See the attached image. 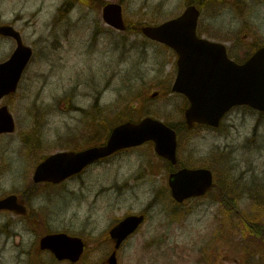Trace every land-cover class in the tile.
I'll use <instances>...</instances> for the list:
<instances>
[{"label": "rangeland", "instance_id": "374dc122", "mask_svg": "<svg viewBox=\"0 0 264 264\" xmlns=\"http://www.w3.org/2000/svg\"><path fill=\"white\" fill-rule=\"evenodd\" d=\"M224 1L227 3L228 0ZM258 2L250 12V20L256 24V34L258 35L260 31L264 35V0ZM56 3L57 0H0V15L5 20L18 13L26 15L25 18L28 19L33 10L37 8L43 10L38 15V23L35 24V20L31 25H25L24 22L18 24L19 28L25 26L23 31L25 40L27 44L33 45L37 53L34 54L33 63L25 72L19 102L27 107H33L38 95V107L46 120V126L41 131H44L47 140H40L38 156L44 157L56 151L60 148L57 141L67 139L69 135L63 124L64 117L69 122L70 134L80 130L88 134L82 124L83 115L71 112L63 116L54 109L55 102L65 98L73 100L75 106L91 110L97 104L99 96V106L111 105L112 118L121 112L122 116H133L136 120L149 114L148 112H153L154 117L162 120L167 118L169 120L167 122L176 127L177 120L180 119L179 111L185 101L181 94H169V84L173 83L177 74V56L158 43L151 46V41L140 36L141 30L134 23L153 20L160 23L178 16L186 7V0H131L124 5L127 33L115 31L100 20L102 28H106L100 45L97 43L92 45L89 28L76 29L70 38L72 44L60 55L48 44L53 35L48 34L45 27L52 19ZM225 5L216 10L206 7L208 5L202 7L198 34L225 42L231 51L233 46L234 56L243 60L247 55L246 51L253 48L258 40L245 23L243 16L235 11L232 14L233 9L229 7V3ZM22 6H25L27 11ZM95 18L100 19L98 15H93L88 21ZM133 27L136 31L132 30ZM86 31L87 34H82ZM107 34H112L115 39L114 45L111 46L114 49L113 55L104 54L103 51ZM41 37H45L44 41L40 40ZM125 39L141 43L148 53L140 51L131 59H121L123 50L116 49V45L122 44ZM90 44L97 48L89 54ZM13 47L14 44L11 42L0 40V61L13 51ZM123 48L125 49V46ZM146 80L148 86L145 88L142 82ZM98 84L101 87L100 93L97 91ZM139 84L140 90L137 92H142L136 94V99L120 103L119 96L126 95L128 89H131L129 93L132 92L133 88L130 86ZM159 90L160 96H151L153 92ZM29 111H32L33 115L36 113L34 108H29ZM171 112L175 118L171 116ZM33 119V116L28 118L25 125L27 129L23 130L34 129ZM88 139L90 143L91 139L87 136V142ZM180 139L178 157L183 162H185L183 155L196 160L214 158V164L220 167L218 170L220 179L232 180L229 187L238 196L237 212L224 209L210 197L191 199L184 205H170L166 189L163 200L161 191L163 193L164 187L168 188L165 183L167 165L156 157L153 146L146 144L133 150L121 151L105 161L92 165L67 182L66 186L73 192V207L66 210V205L61 200L63 209L60 215H55L60 219L55 228L69 229L89 237L90 240L101 238L103 241V235L114 225L117 218H123L128 212L139 213L147 209L146 223L119 252L120 264H196L200 244L202 264H210L214 255L216 264H264V242L256 238L250 228L243 225L240 217V214L245 212L252 219L250 225L264 224V201L260 206H255L257 196L264 198V114L239 106L226 115L218 129L199 126L193 131H182ZM72 140L74 144L82 142L79 135ZM47 142L50 146L48 150ZM7 143L2 149L10 148L20 152V137L7 140ZM42 150L45 151L41 152ZM224 155L228 161L226 167L221 166L225 161ZM148 158L153 165L152 169L147 163ZM8 161L12 165L16 163L11 158H8ZM17 168L20 171L26 169L25 161L20 159ZM15 172L16 167L5 176L3 173L0 177V186L10 187V190L13 187L21 189L23 181L32 174V171L31 173L24 171L22 173L27 174L24 178ZM145 172H149L150 177L141 181ZM139 176L141 180H138ZM53 189H56V192L52 197L62 196L61 191ZM43 196L47 195L43 193ZM38 199L39 202H48L44 197ZM176 211L186 215V219L175 223L173 213ZM217 216L220 219H217ZM241 232L244 236H241ZM214 234L217 235L219 242L212 244ZM231 238H235V245L240 244L239 239L249 244L245 262L240 260L241 250L239 257L235 253L228 261L221 258L223 253L220 250V239ZM25 239L29 240L27 243L30 246L34 243L35 236L27 235ZM106 243L110 248L108 239ZM104 255L105 251L101 250L94 258L99 260ZM7 260L12 264L10 254Z\"/></svg>", "mask_w": 264, "mask_h": 264}, {"label": "flooded vegetation", "instance_id": "af4514ba", "mask_svg": "<svg viewBox=\"0 0 264 264\" xmlns=\"http://www.w3.org/2000/svg\"><path fill=\"white\" fill-rule=\"evenodd\" d=\"M230 2L233 6V0H230ZM105 5L106 0H57V3L54 6V10L52 12V19L45 26L48 34L53 35L51 42L48 43L51 45V49L58 52L60 55L62 52L67 50L68 45L72 44L70 38L71 36H73L74 31L81 28H89L92 36V45L94 43L100 45L106 33V28H102L99 23L100 20H103L102 10ZM22 7L25 8V6ZM251 11L252 10H248L245 15L246 21H248V19L250 18L249 16ZM40 13L41 10H38L37 8L30 12V16L28 19H26V15L22 13L15 14L12 18H9L7 20H5L2 15H0V26L10 25L14 27L20 32L23 42L27 43L23 33L25 26L19 28L18 24L24 22L25 25H31L34 24L35 20L36 24L38 23V15ZM93 15H98L100 19L95 18L93 21H88V19ZM104 24L107 25L105 22ZM134 25L138 27V24L136 22L134 23ZM112 29L114 28L112 27ZM114 30L117 31L116 29ZM127 32L128 31H126V33ZM82 34H87V31ZM44 38L45 37H41L40 40L44 41ZM0 40H7L14 44L13 51L9 55L4 56V59L0 61L3 62L9 60L12 57L13 52L17 47V39L12 35L0 34ZM107 40L110 47L114 45L115 39H113L112 34H107L104 44L105 48ZM30 45L33 49V55L31 56L24 72H26V70H28L33 63L34 54H37L33 45ZM120 47L121 43H117L116 49L122 51V47ZM96 48L97 47L93 48L91 46V48L88 50L89 53L91 51H95ZM109 50L114 51L112 47ZM103 51L105 54V49ZM21 85L22 82L21 84H19L18 90L15 93H8L0 99V122L5 124L10 121L14 125L13 132L0 133V177L3 173L5 176L6 173L16 167L15 174L20 173V175L25 178L27 174L24 175L22 172L29 171V173H31V169L33 167L36 168L37 165H39L47 156L52 154L50 153L49 155L44 156L43 160V156H38V153H40L38 152V148L40 147V140L43 139L47 141L44 131H41L46 126V120L44 119V117L38 119V95L33 107H27L25 104L19 102V99L21 98ZM97 91L98 93L101 92V87H99V85L97 87ZM96 103L98 105L96 104L94 109L84 110L82 107L75 106L73 100L68 98L63 99L62 101L55 102L54 109L58 114L66 116L71 112H77L78 114L83 115L82 124L83 127L88 131V134L84 130H80L78 132H75L74 134H70L69 122L67 118L64 117L63 124L66 126V133L69 136L66 140L60 139L57 141L58 147L60 148L54 151V153L61 150L80 151L91 146L104 144L106 142V107L99 106V96L97 97ZM29 108L35 109V115L32 114V111H29ZM32 116L34 117V129L28 133V131L23 130V128L27 129L25 125L28 122V118H31ZM77 135H79L80 139L82 140L81 144L73 143L72 139H75ZM87 136L91 139V142L96 140L97 141L94 143H89V139L87 142ZM19 137L21 141L20 152L16 149H2V147L7 143V140H12V138L17 139ZM48 149H50V146L47 142L46 150ZM133 149L136 148H126V151ZM43 151L45 150H42L41 152ZM8 158L13 159L14 161H16V163L14 165L10 164ZM20 159L25 161L26 168L21 171L17 168ZM102 161L104 160H98V162L94 163L93 166ZM148 162L149 158L147 159V163ZM33 175L34 171L27 180L23 181L24 184L21 189L13 187L10 190V187L2 185L0 186V200L5 199L12 194L17 195V201L13 202L10 208L0 209V264H10V261L7 260L9 254L12 256V264H108V257L114 251V241L110 237L108 238L111 240L112 246L108 248L106 243V234L103 235V241L90 242L88 239L89 237L84 236L83 234L74 233V231L69 229L55 228L56 223L60 221V219L56 218L55 215H60L63 209L61 199H64L66 202H64V204L66 205V210H71V208L73 207V192L69 189V187L66 186V184L67 182L72 181L77 175L69 177L68 179L60 183H53L48 181L36 182L33 179ZM53 188H57L58 190L61 189L60 191L62 192V196L52 197L53 190H55ZM217 189L218 186L215 185L214 188H212L211 193L217 195ZM43 193H45L47 196H43ZM40 197H44L48 202H39L38 198ZM211 200L216 204L219 203L218 200L214 198H211ZM221 200L222 202L230 203L231 201H234V198L227 197L221 198ZM17 205H21L22 207H24L25 212L23 213L10 211L11 209H15ZM51 205H55L56 207ZM145 211L147 213L148 210L146 209ZM60 233H65L69 236L78 235L82 237L85 243V250L82 253L79 261L73 262L70 259H58V257L54 253V249L51 247L52 245H50V243H42L44 237ZM27 235L35 236V241L30 246H28L27 243L29 240L27 241L25 239ZM212 237V244L214 242H219V239L216 238V234H214ZM220 240V250L223 253V256L221 258L225 261H228L233 258L232 246L234 244V241L232 238ZM56 241L59 242V240ZM101 250L105 251V255L102 257L103 259L100 258L99 260H96L94 256L98 251ZM198 253L199 256L196 262L198 264H202L201 244Z\"/></svg>", "mask_w": 264, "mask_h": 264}, {"label": "water", "instance_id": "95a60500", "mask_svg": "<svg viewBox=\"0 0 264 264\" xmlns=\"http://www.w3.org/2000/svg\"><path fill=\"white\" fill-rule=\"evenodd\" d=\"M105 18L118 28H124L122 7L110 4L105 9ZM198 10L190 6L185 13L174 20L161 25L144 27V32L157 40L167 43L180 54L179 71L173 91L184 93L191 105L186 110L188 127L196 122L218 126L221 118L234 105L249 104L264 110V48L260 49L249 61L238 65L227 58L225 47L196 37ZM6 27L0 30H5ZM25 51L17 50L15 57L5 64H0V96L9 85L13 84V74L23 61ZM15 65L12 69L9 68ZM2 128L0 127V131ZM153 140L156 151L176 163V133L159 120L151 117L140 123L127 122L117 126L111 133L106 145L92 147L78 153L65 152L54 154L40 163L35 172V180L60 181L81 171L93 161L111 155L125 147L135 146ZM213 184L212 171L207 168H183L170 177L173 197L183 201L191 196H198L208 191ZM16 199L10 196L0 201V206L9 207ZM143 221V216L130 215L110 231L116 240V248L133 233ZM54 236L46 237L44 242H51ZM68 251L58 254L77 261L84 249L80 238L71 239ZM110 264H117L116 253L110 257Z\"/></svg>", "mask_w": 264, "mask_h": 264}, {"label": "trees", "instance_id": "16d2710c", "mask_svg": "<svg viewBox=\"0 0 264 264\" xmlns=\"http://www.w3.org/2000/svg\"><path fill=\"white\" fill-rule=\"evenodd\" d=\"M177 130H181V125L177 126ZM227 197H231L228 192H226V194H224L222 198H227ZM236 209H237V203L234 204V211ZM249 223L250 220L249 222L245 221V225L253 231L254 236L258 238L260 241L264 242V224L258 223V224L250 225Z\"/></svg>", "mask_w": 264, "mask_h": 264}, {"label": "bare ground", "instance_id": "6f19581e", "mask_svg": "<svg viewBox=\"0 0 264 264\" xmlns=\"http://www.w3.org/2000/svg\"><path fill=\"white\" fill-rule=\"evenodd\" d=\"M105 54H110V50L108 48V40H107V44H106V48H105Z\"/></svg>", "mask_w": 264, "mask_h": 264}]
</instances>
